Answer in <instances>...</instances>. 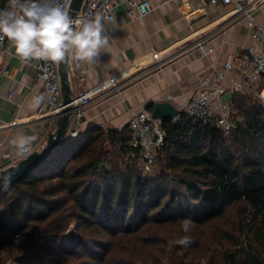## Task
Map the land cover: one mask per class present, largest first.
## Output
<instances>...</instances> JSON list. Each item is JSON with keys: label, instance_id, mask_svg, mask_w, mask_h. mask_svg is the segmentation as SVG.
Here are the masks:
<instances>
[{"label": "trees", "instance_id": "1", "mask_svg": "<svg viewBox=\"0 0 264 264\" xmlns=\"http://www.w3.org/2000/svg\"><path fill=\"white\" fill-rule=\"evenodd\" d=\"M227 105V134L186 111L163 119L152 173L128 125L64 138L0 190V249L18 264H264V108L235 91Z\"/></svg>", "mask_w": 264, "mask_h": 264}, {"label": "crops", "instance_id": "2", "mask_svg": "<svg viewBox=\"0 0 264 264\" xmlns=\"http://www.w3.org/2000/svg\"><path fill=\"white\" fill-rule=\"evenodd\" d=\"M119 1L114 8V20L102 19L110 51L102 53L99 62L86 63L82 88L98 85L127 69L133 74L119 82V91L111 87L95 96L83 110L78 131L89 125L120 129L128 125L134 111L145 109L151 113L154 104L165 101L167 95H171V102L182 109L208 75L213 84H221L224 93L236 88L240 90V79L233 73H227L222 80L216 77L222 62L251 42L245 21L229 16L230 4L203 0H151L149 13L130 20L124 12L126 4ZM255 17L264 21V3L255 12ZM202 38L210 40L212 51L190 47L164 61L161 69L152 61L153 50L159 51V56L163 57ZM35 65V60L21 62L10 42H5L0 73V171L22 159L11 144L13 138L20 134L35 136L31 145L37 151L45 145L48 134L55 128L46 120L44 111L39 108L33 111L28 107L39 86ZM67 70L70 88L76 95L79 87L73 62H67ZM11 90L14 93L8 98ZM73 125L74 118L71 117L69 129ZM5 152L9 157H4Z\"/></svg>", "mask_w": 264, "mask_h": 264}, {"label": "built area", "instance_id": "3", "mask_svg": "<svg viewBox=\"0 0 264 264\" xmlns=\"http://www.w3.org/2000/svg\"><path fill=\"white\" fill-rule=\"evenodd\" d=\"M85 1V8L82 10ZM203 1L230 4L231 7L227 11L229 16L232 19H243L245 21L251 42L243 46L240 51L233 53L225 59L221 67L217 69L216 77L218 80H222L227 73H233L240 79L241 88L245 92L258 98L264 108V21H259L255 17V12L260 9L264 0ZM123 2L126 4L125 15L130 20L141 18L152 9L151 0H123ZM119 3V0H83L81 9L74 19L92 17L99 14L105 21L112 22L114 20V8ZM8 9L9 0H4L2 4L0 3V11H7ZM6 41V38L0 41V73L3 70L2 57ZM190 47L204 52L212 51L210 40L208 38H202L193 44L183 46L179 51L168 53L163 57L159 56V51L153 50L151 52V58L158 69H161L164 61L174 58ZM73 66L74 77L79 90L76 95H73L71 102L72 109L69 111L71 117L74 118V125L70 129V132H68L69 137H74L78 133L83 110L91 104L98 93L111 87L119 91V82H123V80L133 74L132 71L127 69L107 78L98 85L85 89L82 87L87 73L86 63L73 62ZM35 67L37 69L39 86L34 96H44V102L39 107V110L46 113V120L54 126L55 121L62 115L65 107L61 100L62 94L58 65L44 61H36ZM13 93L14 91L11 90L7 97L11 98ZM223 94L221 84H213L211 76H205L201 80L199 90L189 98L188 103L183 107V111L196 115L204 123H212L227 134L233 126L232 110L226 104H222L221 97ZM172 98L171 95L166 96V100L168 101H171ZM1 109L2 107L0 105V113ZM178 116L171 119L176 120ZM128 129L131 133L129 144L138 150L139 161L150 168L149 165L153 163L157 151L164 141L165 130L162 126V120L153 118L151 113L145 109H138L131 114L128 121ZM34 150V146L30 145L27 152L23 155L18 154L19 158L27 156ZM3 155L4 157H9L8 152H5Z\"/></svg>", "mask_w": 264, "mask_h": 264}, {"label": "clouds", "instance_id": "4", "mask_svg": "<svg viewBox=\"0 0 264 264\" xmlns=\"http://www.w3.org/2000/svg\"><path fill=\"white\" fill-rule=\"evenodd\" d=\"M72 0H9V9L0 11V41L10 42L21 62L44 61L54 65L65 62L94 64L102 53L110 51L102 17L74 19L69 14ZM43 95H35L28 107L35 111L44 102ZM35 136L20 134L11 144L19 155L28 151ZM6 181L5 187L7 183ZM192 221L181 222L184 232ZM189 237L170 240L169 244L187 246Z\"/></svg>", "mask_w": 264, "mask_h": 264}, {"label": "water", "instance_id": "5", "mask_svg": "<svg viewBox=\"0 0 264 264\" xmlns=\"http://www.w3.org/2000/svg\"><path fill=\"white\" fill-rule=\"evenodd\" d=\"M83 0H72L70 5L69 14L75 18L81 9ZM58 72L61 84L62 104L65 106L62 115L55 121L54 131L48 134L45 145L37 151H33L15 165L8 167L0 171V190L5 188L6 181L7 186L19 181L28 173H30L35 167H37L58 145V143L64 138H72L68 136L70 132L69 125L71 120L70 110L72 109L71 102L73 100V92L70 88L68 79L67 62L58 64ZM232 96V91L225 92L221 97L222 104H226ZM181 109L177 108L171 101H158L154 104L151 116L156 119L173 118L179 115ZM6 186V187H7Z\"/></svg>", "mask_w": 264, "mask_h": 264}, {"label": "rangeland", "instance_id": "6", "mask_svg": "<svg viewBox=\"0 0 264 264\" xmlns=\"http://www.w3.org/2000/svg\"><path fill=\"white\" fill-rule=\"evenodd\" d=\"M85 3L86 1L84 2L83 6H82V10L85 8ZM232 91H235V94H236V97H238L239 95H241L242 93H247V94H250L248 92H245L242 88H240V90L238 88L232 90ZM227 104H228V101H227ZM226 104V105H227ZM231 110H232V114L233 112L235 111L234 109H232L231 105H227ZM181 111H183V108L181 109ZM79 129V127H78ZM157 155V154H156ZM153 164V163H152ZM151 165H149L150 168H148V166L146 167L145 164H143L142 162L138 161V166L143 170V173L144 174H147V173H152L151 171L154 169V167ZM66 232H68V237L66 238V240H72V239H75L76 236H77V229H76V226L75 225H71L67 230ZM23 236H19L18 238H22ZM128 264H131L133 261L132 260H129L127 261ZM0 264H18L16 263L15 261H13L6 253V251L3 249L2 251H0ZM134 264H143L142 262L140 261H136L134 262Z\"/></svg>", "mask_w": 264, "mask_h": 264}]
</instances>
